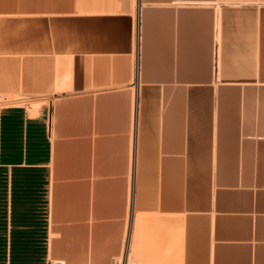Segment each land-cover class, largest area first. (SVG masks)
Instances as JSON below:
<instances>
[{
  "label": "crops",
  "instance_id": "crops-1",
  "mask_svg": "<svg viewBox=\"0 0 264 264\" xmlns=\"http://www.w3.org/2000/svg\"><path fill=\"white\" fill-rule=\"evenodd\" d=\"M0 96V264H264V0H0Z\"/></svg>",
  "mask_w": 264,
  "mask_h": 264
},
{
  "label": "built area",
  "instance_id": "built-area-1",
  "mask_svg": "<svg viewBox=\"0 0 264 264\" xmlns=\"http://www.w3.org/2000/svg\"><path fill=\"white\" fill-rule=\"evenodd\" d=\"M7 101V97L0 96V105Z\"/></svg>",
  "mask_w": 264,
  "mask_h": 264
},
{
  "label": "rangeland",
  "instance_id": "rangeland-1",
  "mask_svg": "<svg viewBox=\"0 0 264 264\" xmlns=\"http://www.w3.org/2000/svg\"><path fill=\"white\" fill-rule=\"evenodd\" d=\"M7 99L8 100H11V99H13L12 97H7ZM133 257L135 258V256L133 255ZM129 264H134V262L133 261H131ZM141 264H146V262H142Z\"/></svg>",
  "mask_w": 264,
  "mask_h": 264
}]
</instances>
